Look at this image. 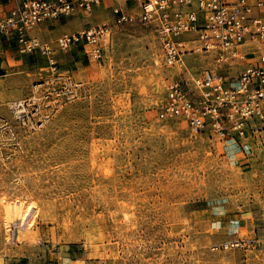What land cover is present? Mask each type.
<instances>
[{
    "label": "rangeland",
    "instance_id": "374dc122",
    "mask_svg": "<svg viewBox=\"0 0 264 264\" xmlns=\"http://www.w3.org/2000/svg\"><path fill=\"white\" fill-rule=\"evenodd\" d=\"M115 1L100 24L117 5L137 16ZM112 21L101 60L59 52L57 76L24 55L0 83V264H264V127L234 153L166 118V83L187 71L161 61L152 25ZM214 55H188L189 73ZM232 220L252 242L213 251Z\"/></svg>",
    "mask_w": 264,
    "mask_h": 264
},
{
    "label": "built area",
    "instance_id": "2783aa9c",
    "mask_svg": "<svg viewBox=\"0 0 264 264\" xmlns=\"http://www.w3.org/2000/svg\"><path fill=\"white\" fill-rule=\"evenodd\" d=\"M13 8L0 17V39L16 44L17 52L40 54L51 74L58 72L59 52L81 47L101 60L112 36V24L88 26L62 33L54 47L33 30L42 22L54 21L77 12L91 13L101 0H11ZM135 3L137 16L122 6L113 8V23L136 19L152 25L161 50V61L188 75L168 79L161 106L166 118H180L191 135L208 128L224 147L237 153L250 150L245 142L252 122L264 127V0H125ZM254 12L257 14L254 15ZM214 53L213 64L189 73L187 56ZM231 60L245 62L232 74ZM38 85H36L37 87ZM220 225V222H219ZM225 240L213 251L238 249L252 242L240 236V220H232Z\"/></svg>",
    "mask_w": 264,
    "mask_h": 264
},
{
    "label": "crops",
    "instance_id": "0c3cea01",
    "mask_svg": "<svg viewBox=\"0 0 264 264\" xmlns=\"http://www.w3.org/2000/svg\"><path fill=\"white\" fill-rule=\"evenodd\" d=\"M118 2L119 0H116L114 4H112L116 5ZM105 3L106 0H101L98 5H95L93 7L92 12L89 14L85 12H77L71 16L62 17L58 20L42 22L33 30V34L37 35L43 42H48L42 39V32L49 30L48 28H50V32L52 34L54 33L53 41H55V39L62 33H73L88 26L100 24L101 20L104 17L100 6L104 8ZM13 6L14 3L11 0H0V17L5 16L13 8ZM104 10L106 12L105 8ZM111 16V19H109L108 17L107 21L113 20V14ZM24 55L36 56L37 54ZM24 55H21L17 52L16 44L14 42L0 39V83L6 80V82H8L11 76H13V74L15 73V68L17 67L19 69L17 65H19ZM2 85H4V83L0 84V86ZM242 223L243 221L240 220L241 229L246 227L245 225H242ZM228 227H230V225H228Z\"/></svg>",
    "mask_w": 264,
    "mask_h": 264
}]
</instances>
